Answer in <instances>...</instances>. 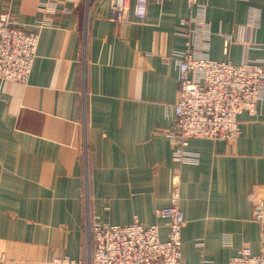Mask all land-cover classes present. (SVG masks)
<instances>
[{
  "label": "crops",
  "instance_id": "1",
  "mask_svg": "<svg viewBox=\"0 0 264 264\" xmlns=\"http://www.w3.org/2000/svg\"><path fill=\"white\" fill-rule=\"evenodd\" d=\"M201 1L200 18L187 0H148L141 20L129 0L119 21L112 0H0L39 30L28 80H0V264H85L88 223L137 219L165 238L156 210L174 176L184 264H226L245 245L264 256L253 216L258 205L264 216V92L235 140L191 138L195 161L175 160L168 136L187 42L196 56L264 65V0Z\"/></svg>",
  "mask_w": 264,
  "mask_h": 264
},
{
  "label": "built area",
  "instance_id": "2",
  "mask_svg": "<svg viewBox=\"0 0 264 264\" xmlns=\"http://www.w3.org/2000/svg\"><path fill=\"white\" fill-rule=\"evenodd\" d=\"M76 2L78 0H69ZM148 0H134L133 14L146 16ZM201 14V0H187ZM117 20H128L129 0H112ZM194 20L181 18L180 32ZM199 24V23H197ZM202 25V24H201ZM203 26V37L210 34ZM39 41V30L15 24L7 10L0 11V80L24 83L31 73ZM229 40H224V51ZM178 51V98L174 105V128L168 132L173 156L180 162H192L196 155L187 150L191 138L235 140L240 134L238 116L255 114L264 92V65L254 60L233 63L194 55L186 43ZM166 219V237H160L159 225H145L135 219L128 224L88 223L85 264H184L181 260V232L185 224L180 207L179 180L171 179L169 203L156 210ZM254 218L263 220L258 205ZM58 260V259H57ZM66 260V258L62 259ZM205 264H211L206 262ZM226 264H264V256L247 245L238 249Z\"/></svg>",
  "mask_w": 264,
  "mask_h": 264
}]
</instances>
